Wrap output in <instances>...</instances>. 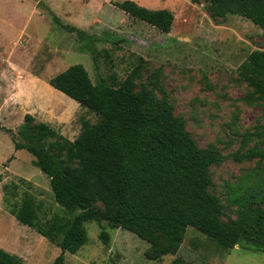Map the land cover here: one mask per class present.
Segmentation results:
<instances>
[{
	"label": "rangeland",
	"instance_id": "rangeland-1",
	"mask_svg": "<svg viewBox=\"0 0 264 264\" xmlns=\"http://www.w3.org/2000/svg\"><path fill=\"white\" fill-rule=\"evenodd\" d=\"M124 0H0V249L19 257L22 264H52L60 249L11 215L24 194L31 196L38 220L70 217L53 200L48 179L25 150H14L10 134L25 114L48 124L72 141L81 119L96 122L95 114L51 88L48 81L71 65L80 64L93 84L132 74L137 87H153L166 98L199 148L221 154L211 165L210 191L223 209L222 220L234 218L228 191L257 166L237 161L253 147L264 149L256 136L264 126V105L247 104L248 91L239 80L238 66L255 50H264V30L239 16L212 18L203 0H131L150 10L173 15L163 33L131 19L114 4ZM40 3V4H39ZM55 15L67 31L51 20ZM246 135H251L247 137ZM87 242L75 254H64L63 264H169L175 259L195 264H264V251L242 243L219 248L187 228L175 255L148 260V245L105 222L84 223ZM107 245L98 239L100 229Z\"/></svg>",
	"mask_w": 264,
	"mask_h": 264
},
{
	"label": "trees",
	"instance_id": "trees-1",
	"mask_svg": "<svg viewBox=\"0 0 264 264\" xmlns=\"http://www.w3.org/2000/svg\"><path fill=\"white\" fill-rule=\"evenodd\" d=\"M203 1L214 19L239 16L264 30V0ZM114 5L160 32L171 29L173 15L167 10H150L131 0ZM50 15L54 24L75 30ZM245 58L237 68L239 80L248 88L243 99L264 105V50ZM137 72L136 67L123 80L113 75L93 84L84 67L75 64L48 81L97 120L81 119L72 141L29 114L15 133L6 130L13 149L33 157L34 166L48 179L54 202L70 217L55 215L41 223L26 193L11 215L60 249L52 264H63L65 253L75 254L85 245L87 221L105 222L136 236L148 245L144 254L148 260L175 255L187 228L223 250L242 243L263 252L264 165L230 186L228 205L234 208V218L223 221V207L210 191V167L221 162V154L212 147L199 148L169 101L157 97L153 82V87H137ZM255 135L264 138V126ZM235 159L258 163L264 159V149L253 147ZM98 239L107 245L109 235L101 228ZM0 264L22 261L0 249ZM169 264L195 263L175 259Z\"/></svg>",
	"mask_w": 264,
	"mask_h": 264
}]
</instances>
